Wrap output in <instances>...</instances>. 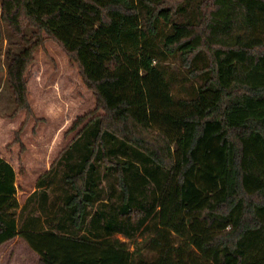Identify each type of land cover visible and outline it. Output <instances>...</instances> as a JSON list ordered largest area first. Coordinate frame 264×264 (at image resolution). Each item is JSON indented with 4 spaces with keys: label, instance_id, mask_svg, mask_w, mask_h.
I'll use <instances>...</instances> for the list:
<instances>
[{
    "label": "trees",
    "instance_id": "1",
    "mask_svg": "<svg viewBox=\"0 0 264 264\" xmlns=\"http://www.w3.org/2000/svg\"><path fill=\"white\" fill-rule=\"evenodd\" d=\"M3 12L24 45L4 53L14 112L32 113L26 70L50 38L102 113L75 120L23 205L0 156V253L22 237L38 264H250L264 246V0H4Z\"/></svg>",
    "mask_w": 264,
    "mask_h": 264
},
{
    "label": "rangeland",
    "instance_id": "2",
    "mask_svg": "<svg viewBox=\"0 0 264 264\" xmlns=\"http://www.w3.org/2000/svg\"><path fill=\"white\" fill-rule=\"evenodd\" d=\"M0 0V30L3 33L0 55V156L9 161L16 171L17 198L23 205L26 196L35 191L38 176L47 172L52 162L82 128L71 129L79 116L97 111V100L72 60L53 39L44 38L36 48L26 70L28 99L32 113L26 109L15 111L12 91L6 83L8 47L18 50L24 45L12 27L3 20ZM28 31H31L29 29ZM118 131L122 123L108 120ZM147 145L161 143L157 132L135 128ZM132 249L134 247L132 246ZM33 252L22 237L5 243L0 253V264H38ZM250 264H264V246Z\"/></svg>",
    "mask_w": 264,
    "mask_h": 264
},
{
    "label": "crops",
    "instance_id": "3",
    "mask_svg": "<svg viewBox=\"0 0 264 264\" xmlns=\"http://www.w3.org/2000/svg\"><path fill=\"white\" fill-rule=\"evenodd\" d=\"M40 176H41V175H40ZM40 176H38V178H39ZM37 180H38V179H37ZM35 189H36V187H35ZM30 194H31V193H30ZM30 194H29V195H30ZM29 195H27V196H26V198H27ZM25 200H26V199H25ZM24 202H25V201H24ZM2 247H3V246H2ZM32 250H33V249H32ZM33 252H35V251L33 250ZM35 253H36V252H35ZM35 255H36V254H35ZM36 256H37V258H38V260H39V259H40V256H39V254H38V253H37V255H36Z\"/></svg>",
    "mask_w": 264,
    "mask_h": 264
}]
</instances>
